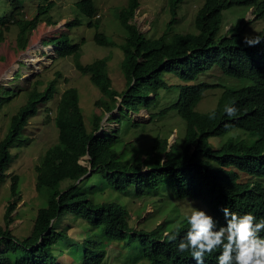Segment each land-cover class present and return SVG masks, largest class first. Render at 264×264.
<instances>
[{"label":"trees","instance_id":"16d2710c","mask_svg":"<svg viewBox=\"0 0 264 264\" xmlns=\"http://www.w3.org/2000/svg\"><path fill=\"white\" fill-rule=\"evenodd\" d=\"M38 1L35 0V15L26 19L23 16L27 0H0V34L10 24L19 27L18 38L26 32L28 35L41 22L55 25L49 16L53 2ZM181 1L168 0L173 15ZM233 5L254 7V19L264 14V1L204 0L194 20L195 33L170 35L172 18L161 36L148 40L131 23L140 0H128L118 17L126 31L120 44L125 89L117 92L112 88L106 58L85 66L75 62L76 68L89 74L99 89L101 97L94 105L100 112L93 114L88 128L77 89L70 87L61 93L54 117L58 143L45 152L34 168L36 191L47 189L46 205L38 209L31 233L22 239L15 237L9 225L17 205L19 182L17 175L10 177L12 198L5 210L6 224L0 226V264H99L105 257L106 245L111 243H121L123 251L140 246L141 260L148 264H196L188 252L177 250L186 224L175 242L165 237L169 232L167 225L180 216L182 221L188 212L184 204L205 210L217 220L218 227L225 223L220 211L225 206L237 215L251 212L257 220L264 218V33L256 35L261 42L255 46L243 42L241 26L235 27L233 34L216 38L222 12ZM75 7L88 19L87 27L92 28L93 20H99L93 0H80ZM78 25L80 21L74 17L65 24L68 32L49 41L58 57L78 55L79 44L70 43L68 37L70 28ZM94 33L98 45H114L98 29ZM25 39L28 42L27 36ZM213 67L247 84L224 89L216 103V118L209 120L210 111L201 113L195 108L204 91L216 86L194 81ZM36 85L37 82L30 89L26 103L11 116L0 140V182L11 159L10 150L21 139L22 128L36 114L38 104L52 99L55 91L54 81L42 91ZM8 91H2V105L10 102ZM174 91L172 99L166 98ZM11 92L13 97L17 95ZM165 98L169 100L163 106L160 102ZM229 101H235L236 117L223 112ZM143 109L149 123L175 112L185 122L184 138L169 144L171 132L154 129L144 149L137 147L138 139L126 140L131 130L142 125L134 117ZM106 114L108 122L116 123L111 130L101 126ZM45 122H49L48 117ZM233 131H240L245 137L230 136L217 150L208 144L209 138ZM83 157L86 165L80 163ZM94 173L101 174L100 185L96 178L91 181ZM241 176L247 178L242 180ZM64 181L66 185L61 188ZM100 188L103 191L96 195ZM116 193L126 196L129 204L116 200ZM149 198H156L159 211L166 210L172 201L185 202L179 205L182 215L171 220L165 211L162 222L155 227L142 228L141 223L130 226L128 206ZM151 215L153 212L146 218ZM68 216L72 217L71 224L79 221L83 225V239L69 235L71 224L59 225ZM260 235L264 236V232ZM219 252L217 249L206 256L204 264H217Z\"/></svg>","mask_w":264,"mask_h":264},{"label":"rangeland","instance_id":"374dc122","mask_svg":"<svg viewBox=\"0 0 264 264\" xmlns=\"http://www.w3.org/2000/svg\"><path fill=\"white\" fill-rule=\"evenodd\" d=\"M54 6L53 10L49 12V16L53 18L52 22L56 25L47 26L45 23H39L37 27L31 30L28 35L27 32L23 34L22 38H18L19 27L10 24L8 30H3L0 34V97L4 96L2 91L9 90L11 95L10 102L7 104L0 103V140L7 131L10 118L15 114L18 108L24 105L27 101L30 89L35 82L38 91H42L47 87L49 82L54 81L55 91L52 99L46 103H39L36 114L29 117L28 123L21 130V139L15 143L10 150V162L4 169V178L0 182V226L4 227L6 224L5 210L6 206L11 200L10 192V177L12 175L18 176V196L16 199V208L11 214L13 221L9 225L12 234L18 239L27 237L32 230L33 220L37 214L38 209L45 207L47 198V189L37 192L35 189L36 172L35 166L40 163L41 158L45 152L52 146L58 143V128L55 124V109L58 104L61 93L70 87L77 89L79 94V103L82 108L86 126L89 128V122L95 112H100L96 108L94 102L101 97V93L97 86L90 80L89 74H83L76 68L75 62L78 61L82 66L89 65L97 59L106 58L108 74L112 82V88L121 92L125 89V75L121 69V63L124 58L123 52L120 49V44L124 40L125 29L118 20L119 12L122 8L127 6L128 0H93L94 5L98 11L99 20L95 22L92 28L87 27L88 19L81 15L75 7V3L80 0H49ZM264 0H260L262 2ZM40 2V0L38 1ZM204 0H183L181 1L173 12L169 11L168 0H140V6L136 10L131 23L136 25L137 29L145 35L148 40L155 39L161 36L168 26V22L173 18V25L171 27L172 34H187L195 33V17L197 11L203 5ZM35 0H27L25 7L26 19H31L35 15ZM76 17L80 21V25L71 27L69 31L70 43H77L80 50L77 56L57 57L54 52L53 45H48L49 41L59 34L68 32L66 23ZM254 8L233 5L222 12L220 30L217 37L233 34L235 27L241 26L243 37H255L258 34L264 33V14L258 19H254ZM98 29L103 33L108 42H112L113 46L98 45L94 41V30ZM26 36L27 41L26 42ZM109 45V44H108ZM34 46L50 47L49 51L41 49L34 50L38 60L36 64H25L23 58L25 52ZM12 61L11 66L2 69V64H7ZM16 65L14 71L10 74V69ZM7 74V75H6ZM4 76V77H3ZM206 83L214 88L204 91L202 100L197 104L195 110L197 112L205 113L212 111L216 107L217 100L221 93L226 88H240L247 84L245 81L223 75L217 67L199 75L194 83ZM17 92L15 97L13 92ZM177 91V90H176ZM176 91L172 92L168 97L172 99ZM163 99L160 104L166 105L169 99ZM116 113V111H115ZM49 118V122H45V118ZM108 114L104 115L101 121V126L104 130H111L116 127L113 121L108 122ZM142 125L135 131H130L126 136V140H136L139 142L137 147L144 149L150 143V136H153L154 131L161 133H170L168 136V143L173 144L175 141H181L185 134V122L175 113L171 112L168 115L153 119L149 123V116L144 109L135 117ZM148 135H150L148 137ZM230 136L245 135L240 131H233L223 134L220 137L209 138L208 144L214 150L226 142ZM82 165H86V158L80 159ZM93 178L102 182L101 174L94 173ZM247 177L241 176V179ZM95 181V182H96ZM66 182H62L59 186L64 188ZM102 188L98 189L96 195H100ZM116 200L129 204V200L123 194H114ZM156 198H149L137 200L128 206L130 221L132 227H137L140 223L142 228L162 222L167 211L174 220L177 215H182L180 210L181 201H172L168 204L166 210H158V202ZM186 210L189 211L191 204H184ZM146 218L148 214H151ZM187 212V211H186ZM181 221V216L167 225V230L171 232L173 226ZM58 223V222H57ZM72 217L68 216L62 218L59 225L61 227L71 224ZM79 221L71 224L68 231L69 235L77 240L84 238V227ZM2 246L0 245V250ZM105 257L99 264H148L142 259V249L139 248L130 250L121 248V243L107 244L105 247ZM126 251V252H125Z\"/></svg>","mask_w":264,"mask_h":264},{"label":"clouds","instance_id":"9594fccd","mask_svg":"<svg viewBox=\"0 0 264 264\" xmlns=\"http://www.w3.org/2000/svg\"><path fill=\"white\" fill-rule=\"evenodd\" d=\"M243 42L248 46H255L261 39L258 36H245ZM223 112L229 117H236L238 109L235 101L225 103ZM207 115L209 120H214L216 110L213 109ZM220 211L225 223L218 227L217 220L205 210L190 207L183 220L173 226L171 233L166 232L165 237L169 242H175L181 227L186 224L187 229L177 250L181 253L188 252L196 264H204L205 257L216 253L217 249H220L216 257L217 264H264V236L260 235L264 232V218L257 220L251 212L237 215L226 206Z\"/></svg>","mask_w":264,"mask_h":264},{"label":"bare ground","instance_id":"6f19581e","mask_svg":"<svg viewBox=\"0 0 264 264\" xmlns=\"http://www.w3.org/2000/svg\"><path fill=\"white\" fill-rule=\"evenodd\" d=\"M38 49H41V50H43V51H49V49H50V47H47V46H45V47H39V48H36L35 47V49H34V46H31V48H29V50L28 51H26L25 52V55H23V56H25L22 60H23V62L25 63V64H36L37 63V60H38V58H37V56H36V54L34 55V50H38ZM11 64H12V61L10 60L7 64H2L1 65V70L2 69H6L7 67H8V65H9V67L11 66ZM16 68V65H14L11 69H10V72L9 73H7V74H10V73H12L13 71H14V69ZM6 74V75H7ZM4 77V76H3Z\"/></svg>","mask_w":264,"mask_h":264}]
</instances>
